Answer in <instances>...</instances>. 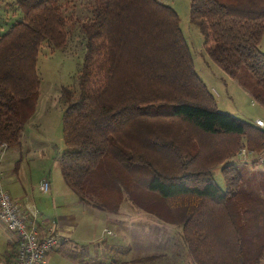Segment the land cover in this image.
<instances>
[{"label":"trees","instance_id":"obj_1","mask_svg":"<svg viewBox=\"0 0 264 264\" xmlns=\"http://www.w3.org/2000/svg\"><path fill=\"white\" fill-rule=\"evenodd\" d=\"M58 0H16L24 12L0 36V144L18 146L36 110L41 47L67 44V16ZM83 23L86 52L79 96L63 112V178L79 198L118 212L93 174L107 163L118 190L143 201L140 179L123 168H146L144 190L160 196L159 217L182 228L194 264H261L264 198L242 190L240 167L227 163L241 148L264 152V128L221 112L216 96L195 69L178 12L159 0H95ZM190 21L204 47L227 75L243 68L242 84L264 107V0H191ZM222 166L225 189L213 168ZM132 186L130 187V185ZM104 199H103V198ZM157 255L134 261L155 260Z\"/></svg>","mask_w":264,"mask_h":264},{"label":"rangeland","instance_id":"obj_2","mask_svg":"<svg viewBox=\"0 0 264 264\" xmlns=\"http://www.w3.org/2000/svg\"><path fill=\"white\" fill-rule=\"evenodd\" d=\"M160 2L173 7L179 15L180 26L183 31V35L189 44L191 55L194 61L195 69L199 76L204 80L208 87L212 90L216 96L217 105L221 112L232 114L238 118L246 120L248 122L255 123L257 119L264 120V107L257 103L250 92L240 86L238 82L245 84L247 81H252L251 75L245 68L241 70L239 75L241 81L233 82L224 71L213 62L208 56L204 47V37L198 27L190 21V1L191 0H159ZM59 2V0H58ZM95 0H61L60 5L65 15L67 16V32L68 41L67 44L58 48L53 45L46 44L45 41L41 47V51L38 59V72L41 78V89L39 96V103L37 112L33 121L27 124L26 131L27 137L23 140L22 149L29 148L28 159L23 161L20 157L5 159L2 162L1 171L3 172V178L5 179V186L7 184L6 178L15 175L17 168L21 162L25 170L31 167L36 169V174L33 177L39 176L43 173V170L50 172L53 168V174L55 178H58L64 189H69L72 196L70 200L73 201V197L79 199V196L75 194L71 188L66 184L60 166V152L64 150L63 140V112L69 106L70 102L74 101L80 93L79 77L82 71L84 56L86 52V34L83 28V23L92 17V6ZM24 16V12L17 5L16 0H0V35L6 32L15 22L21 20ZM261 48L264 51V37L261 44ZM244 148V147H243ZM21 151V147L6 149L5 153L10 150ZM242 149V148H241ZM240 150L227 161V163H234L240 167L243 173L244 180L242 184V190L247 193H252L256 198H264V165L261 164L259 168L250 165L247 161H241L239 159ZM43 154V155H42ZM255 156L263 155L264 152H254ZM44 156V157H42ZM3 159V158H2ZM222 164L213 168V175L216 184L225 189V179L222 174ZM124 173L132 181L133 178L140 179V186H138V193L141 200L148 201L152 198H156L158 204L154 207V212H149L137 204L133 205L129 201L128 193L122 194V190H118V187L114 185L112 176L118 175L117 170H112L107 163L100 165L98 170L93 174V184L95 186L102 187L106 198L112 203L118 200L123 202L125 198L126 202L123 203L124 208L122 211H128V206L133 205V216H127L128 221L132 222L133 232L132 240L129 244H122L123 250L127 247L125 253L123 250L119 254L111 253L107 251L106 254H100L96 256L102 243L101 237H106L104 234L105 227H113V224L106 219V216L112 212L108 209H102L95 204L99 200V194L89 192L88 199L90 203L84 204L85 209L83 212L80 210L78 215L82 219V226L80 229V237L82 241H78L80 248L82 247L85 252L89 251L91 258L96 257V264H112L113 259H118L119 264H194L188 251L186 253L176 254L171 251V247H182L185 243L181 235L176 232H168L170 227L178 229L177 226L166 222L164 219L157 215V211L160 212L164 206H159V195L149 193L144 189V181L151 177L150 172L146 168L140 167L137 171H131V169L123 168ZM18 172V171H17ZM28 176L29 173L27 172ZM32 177V178H33ZM41 189H37L39 198H43L46 192ZM132 184L130 185V187ZM7 187V186H6ZM8 188V187H7ZM129 197V198H128ZM103 198V197H102ZM104 199V198H103ZM120 210V209H119ZM78 210L74 211L77 213ZM165 211V208H164ZM154 219L159 222L160 227L156 226L152 222L148 223L143 219ZM149 215V216H147ZM164 228V231L162 230ZM115 229V228H114ZM172 229V230H173ZM167 230V231H166ZM171 231V230H169ZM104 235V236H103ZM108 240H124L125 235L117 231V236H107ZM147 239L141 246L136 242L137 239ZM165 240L163 245L156 243L151 244V239H159V241ZM143 239V241H144ZM149 239V240H148ZM139 245V246H138ZM139 247V248H137ZM165 248V249H164ZM186 249V248H185ZM168 253L167 258H162L161 251ZM156 255L157 259L152 261L139 262L134 261L137 258L145 257L149 255ZM87 260V258H83ZM60 258L54 259V262H60ZM71 264H82L83 260L75 258L71 260ZM126 263H122V262ZM264 264V258L261 262Z\"/></svg>","mask_w":264,"mask_h":264},{"label":"crops","instance_id":"obj_3","mask_svg":"<svg viewBox=\"0 0 264 264\" xmlns=\"http://www.w3.org/2000/svg\"><path fill=\"white\" fill-rule=\"evenodd\" d=\"M225 75L228 76L230 80H232L233 82L234 81L238 82L237 79L230 77L226 73ZM238 84L242 86L239 82ZM37 108H38V104L35 112L29 118V120L26 122L24 126L21 142L18 145L21 147V151L20 152L14 151L16 149L14 150L12 149L10 151H7L8 153H4L3 155L0 152V183L2 184L4 189L7 190L10 193V195L19 203L22 209H28V207H30L32 209L37 210L38 213L37 229L41 237L46 235L49 226L55 222L58 232L69 238V241L60 242L56 248L52 249L49 252L47 264H71L70 262H74L71 260H74L75 258L82 259L83 260L82 264H96L95 263L96 257L91 258L90 252L89 251L85 252L82 247L80 248L78 243V241H82V238L80 237L82 219L81 217H79L78 213L80 210L83 212V210L85 209L84 204H87V202L82 201L80 198L76 199L75 197H73V201H71L70 196H72V193H70L69 189H64L62 185H61L62 190L60 189V181H58V178L54 177L52 170L53 168H51L50 172L48 173L47 171L43 170V173H41L39 176L33 177L36 174V169H34V167L33 168L31 167L30 169L27 166V169L25 170V168L22 167L23 162H21L17 168L18 172L16 171L15 175L6 178L7 181L6 186L8 188L5 186V184H3L5 179H2L3 178L2 175L3 172L1 171L2 162L6 158L10 160L11 158L14 157H16V159L20 157L21 160L23 161L28 159L27 157L31 150L27 148V145L25 149H22L23 140L27 137L26 126L27 124H30L33 121L35 114L37 112ZM10 148H14V147H8L7 150H9ZM64 150L60 152L59 160ZM0 151H1V144H0ZM27 172L29 173V176ZM45 180L49 181V190L46 192V195H43V198H39L37 194V189L38 188L41 189L40 185H42V183ZM126 200L128 199L125 198L123 200V202L120 205V210L118 212L111 211L112 213L106 216V219L110 221L111 224H113V227L115 229L108 226L104 228V232L106 229L112 231V234H107L105 232L104 234L106 235V237L107 236L116 237L118 231L125 235L124 240H110V239L108 240L103 235L104 237H101L102 243L99 246L100 249H98L99 251L96 253L97 254L96 256H99L100 254H106L107 251H111V253L114 254H119V252L125 253V250L127 251L128 249L127 247H125V249L123 250L122 244H129L133 238L132 232L134 225L132 222L128 221L127 216H133L132 212L135 210L133 207V205H135V202L131 198H129L130 200L129 202L133 205H129L128 211L124 212L122 211V209L124 208L123 203L126 202ZM76 210H78L77 213H74V211ZM143 219L147 220L148 223L152 222L156 226L160 227L159 222L157 223V221H155L154 219H148V217H144V216ZM173 225L174 224H172V226ZM174 226H177L178 229H173L174 227H170V229H168V232H172V233L176 232L179 235H181L183 238L181 226L179 225H174ZM162 230L164 231V228ZM143 239L144 238H139L136 240V242H138L140 246L142 243L149 244L147 242L145 243L147 239H144V241ZM151 241H152L151 244L153 242L154 243L158 242V244L160 245H163V242H165L164 239L161 241H159V239H157V241H155V239L154 240L151 239ZM17 249H18L17 236L14 233L10 232L5 226V224L0 220V264H15ZM122 250L123 252H121ZM186 250L188 251L186 243H184V245L180 247V249L176 248V246H174V248L173 246L171 247V251L176 254H180V253L182 254L183 252L186 253L187 252ZM158 256H161L162 258H167L168 253L163 250L160 252V255ZM56 258H60L61 261L54 262V259ZM83 258H87V260H84ZM122 263H126V262L123 261ZM112 264H119V260L113 259Z\"/></svg>","mask_w":264,"mask_h":264},{"label":"built area","instance_id":"obj_4","mask_svg":"<svg viewBox=\"0 0 264 264\" xmlns=\"http://www.w3.org/2000/svg\"><path fill=\"white\" fill-rule=\"evenodd\" d=\"M255 124L264 128V120L257 119ZM8 148L6 143L1 144V154ZM241 161H247L259 168L264 164L263 155L255 156L254 152L242 148L238 154ZM42 190H49V181L42 183ZM37 210L28 207L22 209L19 203L4 189L0 183V220L7 229L17 236L18 249L15 264H47L49 252L56 248L60 242H67L69 238L60 234L55 222L49 226L45 236L41 237L37 229ZM107 234H112L106 229Z\"/></svg>","mask_w":264,"mask_h":264}]
</instances>
